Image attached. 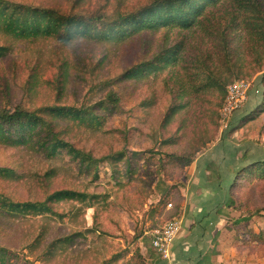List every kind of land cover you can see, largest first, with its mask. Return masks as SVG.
<instances>
[{"label": "rangeland", "instance_id": "1", "mask_svg": "<svg viewBox=\"0 0 264 264\" xmlns=\"http://www.w3.org/2000/svg\"><path fill=\"white\" fill-rule=\"evenodd\" d=\"M9 1L50 7L65 15L111 20L151 0ZM242 28L236 26L233 36L240 71L247 72L255 60L250 50L260 52L261 48L247 39ZM201 33L159 27L119 42L75 38L67 43L54 37L20 39L0 33V45L8 50L0 57V110L16 106L88 107L105 99L107 92H115L120 102L99 109V123L59 119L53 130L95 158L122 151L125 154L115 164L99 161L95 173L94 168L79 165L65 150L48 156L37 142V131L26 145L0 142V166L16 173L15 178L0 176V194L15 202L41 201L57 189H72L90 197L55 202L54 214L13 213L0 207V247L10 254L9 263L157 264L162 257L152 247V228L173 218L182 221L183 208L173 217L169 213L179 193L183 204L182 191L189 183L185 164L189 156L185 154L195 151L196 158L209 148L245 164L264 159V108L259 110L264 106V65L249 76L230 81L244 80L249 86L240 107L226 118H221V108L229 84L218 108L222 94L207 81L212 77L209 71L223 78L230 76L219 48H209L208 67L201 57L186 58L180 51L172 66L169 64L175 61L163 64L158 71L117 80L125 69L171 49L178 41L188 50L207 49L209 38L205 35L203 39ZM260 56L259 60L264 54ZM60 73L63 76L58 83ZM187 77L193 87L184 96L186 105L166 123L164 116L172 102L170 87L177 79ZM257 110L254 118L242 120ZM179 155L184 158L176 157ZM216 163L208 164L211 178ZM169 202L173 203L170 207ZM240 205L259 208L260 212L237 220ZM218 211L223 218L221 226L203 230V253L188 257V264H264V183L249 189L235 188ZM66 237L72 241H65ZM55 240L62 241L52 246L53 253H47Z\"/></svg>", "mask_w": 264, "mask_h": 264}, {"label": "trees", "instance_id": "2", "mask_svg": "<svg viewBox=\"0 0 264 264\" xmlns=\"http://www.w3.org/2000/svg\"><path fill=\"white\" fill-rule=\"evenodd\" d=\"M236 26H242L247 39L258 43V47L261 48L260 52H257L255 48L252 51L250 50V55H253L255 60L247 72L240 71L238 60L236 59V47L233 36ZM159 27L202 32L203 39L206 40L205 35H207L210 45H208L207 49L200 47L198 48L199 51H194L195 49L188 50L182 42L178 41L171 49L169 48L170 50L167 48L168 50L165 49L156 53L150 60L142 61L125 69L117 77L118 81L130 79L142 73L148 74L151 71H158L163 64L166 65L175 61L180 51L181 54L184 53L183 57L186 58L193 55L198 58L201 57L204 61L203 65L208 67L207 56H210V50L219 48V52L225 57L230 76L229 78H223L218 72L209 71L208 74H211L212 77L207 81H209L208 85L210 87L216 88L222 94L218 107L220 108L225 97V87L232 79L249 76L259 71L264 65V57L261 60L258 59V56L264 54V0H151L136 11L128 12L125 15L120 14L111 20L86 17L81 14L65 15L50 7H33L9 0H0V33L20 39L42 36L54 37L65 43L75 38L119 42L137 35L143 30ZM7 51L6 46L0 45V57L6 54ZM176 61L169 64V66L174 65ZM62 76L61 73L57 76L58 83H61L60 77ZM190 87H193V85L188 77L185 80L177 79L170 87L172 102L168 106L164 122L168 123L175 113L185 107L186 102L183 100ZM196 88H199V86ZM119 99L115 92L109 91L106 93L105 99L88 107L46 105L37 109H26L21 106H16L12 110L1 109L0 142L7 145H26L29 141H33L31 135L37 131V134H39L37 142L42 149L47 151L48 156H53L59 151L65 150L73 160L78 161L79 165H84L86 169L94 168V172L97 173L96 164L99 161L106 159L111 164H115V162L125 157L124 152H116L102 158L92 157L75 148L68 141L61 139L58 132L53 130V125L59 119L91 125L97 124L100 122L98 110L107 109L109 104L117 105L120 102ZM263 108L264 106H261L259 110L261 111ZM259 110L252 112L254 113L253 115L252 113L245 115L242 120L254 118ZM24 131L29 134H24ZM194 152L185 154L189 156L185 161L187 166L194 161ZM176 157L183 159L184 155ZM0 176L15 178L16 173L9 167L0 166ZM253 181L256 182L253 184ZM263 183L264 159H258L235 171L233 181L229 186V196L232 197V190L235 188L249 189ZM87 198H90L88 194L72 189L54 190L41 201L15 202L0 194V207L13 213L54 214L52 205L55 202L61 200L83 201ZM181 201L182 196L179 193L178 200L174 201L175 208L170 211L169 217H173L180 212ZM169 203L173 205V203ZM238 209L240 210V215L237 220L249 219L260 212L259 208H250L245 205L238 206ZM58 215L61 216L60 214ZM156 228L158 227H153L152 230ZM60 241L62 240L51 242L49 244L50 248L46 252L53 253V245L57 242L60 243ZM65 241L71 242V237H66ZM9 260L10 254L5 248L0 247V264H12L9 263ZM18 262L21 263V261L15 260V263ZM22 264L36 263L25 260Z\"/></svg>", "mask_w": 264, "mask_h": 264}, {"label": "crops", "instance_id": "3", "mask_svg": "<svg viewBox=\"0 0 264 264\" xmlns=\"http://www.w3.org/2000/svg\"><path fill=\"white\" fill-rule=\"evenodd\" d=\"M214 160L217 161L216 170L215 176L212 175L211 178L208 164ZM244 165H246L245 162L236 161L234 157L231 159L221 150L214 152L208 148L199 153L187 166L190 178L182 191L184 201L181 206L183 214L180 220H182L183 228L177 236V241L171 246L170 257L161 258L157 264H188V257L202 255L203 230L206 228L208 230L205 229V232H208L221 226L223 218L218 210L229 198V186L237 167ZM187 228H191L190 231H187ZM192 232L198 234L194 236L195 233ZM196 260L197 258L191 263Z\"/></svg>", "mask_w": 264, "mask_h": 264}, {"label": "built area", "instance_id": "4", "mask_svg": "<svg viewBox=\"0 0 264 264\" xmlns=\"http://www.w3.org/2000/svg\"><path fill=\"white\" fill-rule=\"evenodd\" d=\"M249 84L247 81L239 80L227 86V94L221 108V118L230 116L236 111L247 95ZM170 207L171 204L169 203ZM182 228L181 222L175 218L168 220L162 226L153 229L154 237L151 241L152 247L160 254L163 259L170 257L173 239Z\"/></svg>", "mask_w": 264, "mask_h": 264}]
</instances>
